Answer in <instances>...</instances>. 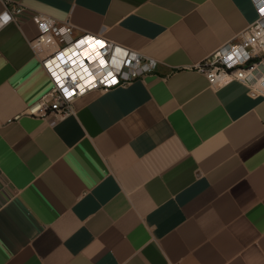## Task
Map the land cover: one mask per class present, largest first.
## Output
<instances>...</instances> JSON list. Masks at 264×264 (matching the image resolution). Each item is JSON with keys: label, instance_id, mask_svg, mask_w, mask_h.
Returning a JSON list of instances; mask_svg holds the SVG:
<instances>
[{"label": "crops", "instance_id": "crops-1", "mask_svg": "<svg viewBox=\"0 0 264 264\" xmlns=\"http://www.w3.org/2000/svg\"><path fill=\"white\" fill-rule=\"evenodd\" d=\"M0 264H264V93L198 66L258 17L252 0H0ZM156 59L67 113L36 18ZM264 67H262V70Z\"/></svg>", "mask_w": 264, "mask_h": 264}, {"label": "built area", "instance_id": "built-area-1", "mask_svg": "<svg viewBox=\"0 0 264 264\" xmlns=\"http://www.w3.org/2000/svg\"><path fill=\"white\" fill-rule=\"evenodd\" d=\"M252 2L258 11L257 19L236 40L223 43L199 63L198 68L212 86L237 79L248 84L254 93H264V0ZM24 10L23 4L10 2L0 14L7 12L10 22ZM36 20L39 32L35 43L44 53L42 65L53 87L32 105L30 113H67L73 109L74 100L87 91L127 83L156 66L155 58L99 35L85 33L68 39L66 35L73 33L72 23L59 24L46 15Z\"/></svg>", "mask_w": 264, "mask_h": 264}, {"label": "clouds", "instance_id": "clouds-1", "mask_svg": "<svg viewBox=\"0 0 264 264\" xmlns=\"http://www.w3.org/2000/svg\"><path fill=\"white\" fill-rule=\"evenodd\" d=\"M10 16L7 14V12L0 14V27L3 26V23H7L10 20Z\"/></svg>", "mask_w": 264, "mask_h": 264}, {"label": "bare ground", "instance_id": "bare-ground-1", "mask_svg": "<svg viewBox=\"0 0 264 264\" xmlns=\"http://www.w3.org/2000/svg\"><path fill=\"white\" fill-rule=\"evenodd\" d=\"M95 56L97 57L98 61H100V60H101V58H100V57H98L99 55H95ZM95 56H94V57H95Z\"/></svg>", "mask_w": 264, "mask_h": 264}, {"label": "snow or ice", "instance_id": "snow-or-ice-1", "mask_svg": "<svg viewBox=\"0 0 264 264\" xmlns=\"http://www.w3.org/2000/svg\"><path fill=\"white\" fill-rule=\"evenodd\" d=\"M99 43V42H98Z\"/></svg>", "mask_w": 264, "mask_h": 264}]
</instances>
